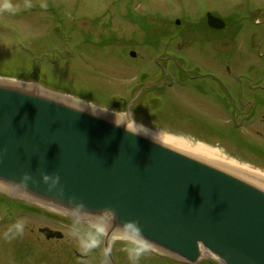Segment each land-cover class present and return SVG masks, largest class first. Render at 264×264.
<instances>
[{
	"label": "rangeland",
	"instance_id": "374dc122",
	"mask_svg": "<svg viewBox=\"0 0 264 264\" xmlns=\"http://www.w3.org/2000/svg\"><path fill=\"white\" fill-rule=\"evenodd\" d=\"M261 8L264 0H0V80L24 82L118 115L127 114L130 91L144 76H161L160 63L169 73L182 66L185 72L197 68L223 78L243 75L246 86L248 79L257 78L251 84L264 88V21L259 24L254 15ZM207 12L224 19L227 28L211 29ZM173 89L181 105L177 110L229 121L209 102L198 101L189 81L176 80ZM89 92L98 99L110 94V105L78 97ZM114 103H121V110L112 108ZM135 121L149 132L213 148L221 157L264 175L263 166L240 157L237 149L206 144L185 134L184 126H161L150 116ZM243 131L258 143L254 139L260 122ZM72 218L0 190V264H111L104 244L87 254L81 251ZM17 219L25 222L24 234L3 239ZM44 228L61 232L63 238L47 240L40 232ZM110 244L118 264H129L121 236L114 235ZM157 256L162 255L149 248L139 264H151ZM201 264L221 263L208 256Z\"/></svg>",
	"mask_w": 264,
	"mask_h": 264
},
{
	"label": "water",
	"instance_id": "95a60500",
	"mask_svg": "<svg viewBox=\"0 0 264 264\" xmlns=\"http://www.w3.org/2000/svg\"><path fill=\"white\" fill-rule=\"evenodd\" d=\"M207 21L213 29L225 25L212 14ZM0 84L1 191L70 216L75 202L92 213L111 208L116 224L136 221L147 246L173 261L199 264L209 253L221 264H264L263 187L74 104L81 101L24 82ZM149 85L165 81L142 86L120 116L132 120ZM25 173L32 178L26 188L17 184ZM42 173L59 175L56 188L48 190ZM40 232L63 238L49 228ZM115 233L104 241L111 264Z\"/></svg>",
	"mask_w": 264,
	"mask_h": 264
},
{
	"label": "trees",
	"instance_id": "16d2710c",
	"mask_svg": "<svg viewBox=\"0 0 264 264\" xmlns=\"http://www.w3.org/2000/svg\"><path fill=\"white\" fill-rule=\"evenodd\" d=\"M177 73L179 75L176 77L180 76V80L188 79L187 76L182 74L180 68H177ZM159 80V76L152 77L150 74L144 76L138 86L130 91V100L142 86L150 83L156 84ZM104 94L107 96L106 99H98L93 92L79 96L92 100L97 104L108 106L110 105L111 95ZM180 106L175 101L174 96L165 93V87L160 88L149 85L133 105L132 112L135 119L150 116L160 123L161 126L173 125L175 129H184V126L190 129H184V131L186 130L185 134L196 138H203L213 145L237 149L240 157L251 159L260 165V146L243 135L240 126L231 122H221L216 120L218 118L194 112L190 113V116L177 110Z\"/></svg>",
	"mask_w": 264,
	"mask_h": 264
},
{
	"label": "flooded vegetation",
	"instance_id": "af4514ba",
	"mask_svg": "<svg viewBox=\"0 0 264 264\" xmlns=\"http://www.w3.org/2000/svg\"><path fill=\"white\" fill-rule=\"evenodd\" d=\"M212 15L215 16L213 13ZM254 15L260 24V19L264 21V8L256 10ZM222 20L225 23L224 28H222V30H224L227 28V22L224 19ZM226 72L228 75L232 74L231 69L226 70ZM256 73H258L257 70ZM169 74L171 75L172 72L170 71ZM174 74H172V76ZM182 74L188 77V79L183 81H189L193 84L194 91L196 92V99H198V101L209 102L213 107L219 109L222 115L228 117V122L235 123L240 126L242 134L245 135L249 140H251V137L243 131L244 127L255 123L257 120L260 122V133L256 134L258 139H253L258 141V144H260V166H264V94L262 93L264 88L251 84V82L255 81L257 78L248 79V81L251 82H249V85L246 86L244 83L245 81L243 80V75H239L234 79L225 77L223 78L222 76L219 77L217 72L215 74L213 71L212 73H201L197 68L191 72L182 71ZM177 75L179 74L177 73ZM180 79V76L178 78L174 77V84L175 80ZM169 84H171V82L167 83L165 87V93L174 96V84ZM259 89L260 95L256 94L259 92ZM202 115L214 117L208 113H202ZM198 139L202 140V142H205L206 144L213 145L203 138ZM140 261H142V258ZM151 264L184 263L175 262L168 258L157 256L155 257V260L151 262Z\"/></svg>",
	"mask_w": 264,
	"mask_h": 264
},
{
	"label": "clouds",
	"instance_id": "9594fccd",
	"mask_svg": "<svg viewBox=\"0 0 264 264\" xmlns=\"http://www.w3.org/2000/svg\"><path fill=\"white\" fill-rule=\"evenodd\" d=\"M0 87H5V85L0 84ZM93 112L95 113V111ZM131 119L133 123L137 125V129L129 127L127 118L118 119L116 113H114L113 122L117 126L124 125L126 129L132 133L147 132V128L143 124H139L135 121L133 113ZM151 138L155 143L159 144L155 135H152ZM30 179H32L31 176L25 173L17 184L26 188ZM41 179L47 185L48 190L51 191L59 184L60 177L56 174L49 175L48 173H42ZM70 203H73V201L70 200ZM71 211L73 217L71 230L83 253L87 254L100 249L104 244L105 236L116 229H119L121 239L124 242L129 264H139L141 257L149 251L147 246L149 242L143 235L139 224L132 220L125 221L122 224H116L115 212L113 209L104 208L99 213H92L87 210L82 202H75L71 207ZM24 230V220L17 219L3 232V239L9 241L13 240L22 236Z\"/></svg>",
	"mask_w": 264,
	"mask_h": 264
},
{
	"label": "bare ground",
	"instance_id": "6f19581e",
	"mask_svg": "<svg viewBox=\"0 0 264 264\" xmlns=\"http://www.w3.org/2000/svg\"><path fill=\"white\" fill-rule=\"evenodd\" d=\"M69 100H72V99H69ZM74 104L81 109H84L86 111H90L92 113H94L93 111H95L94 114H96V115H99V116L104 117L106 119H110L111 121L114 120V115L107 114L105 111H103L101 109L95 108L91 105H86L82 102H75ZM117 118L118 119H125L126 117L117 115ZM127 120H128V125L130 128L137 129V126H135L132 122H130L131 120L129 118H127ZM138 130H140V129H138ZM138 133H140L141 135H144L146 137H149V138H151L152 135H155V138L157 139V141L166 145V146H169L175 150H178L182 153L193 156L195 158L201 159L203 161L209 162V163H211L215 166H218V167H220L226 171L234 173L235 175H238L244 179L252 181L253 183H256V184L260 185V187L264 188V175L263 174L253 172V171L245 168L244 166H241V165H239L233 161H230L226 158L221 157L219 155V153L216 150H214L213 148L203 146V145L193 146L190 142H187L185 140H181V139L173 138V137H168L165 135H161V134H157V133H153V132H149V131H147L146 133H144V132H138ZM0 189H2V188L0 187ZM115 234H117L118 236H121L120 233H115ZM205 255L210 256L209 253H206Z\"/></svg>",
	"mask_w": 264,
	"mask_h": 264
}]
</instances>
